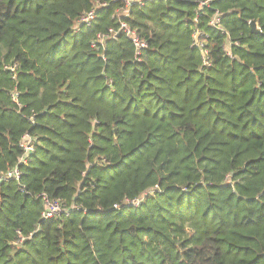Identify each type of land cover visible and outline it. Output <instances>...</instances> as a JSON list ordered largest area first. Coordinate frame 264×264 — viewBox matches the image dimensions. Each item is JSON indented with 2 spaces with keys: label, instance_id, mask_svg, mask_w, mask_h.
<instances>
[{
  "label": "trees",
  "instance_id": "trees-1",
  "mask_svg": "<svg viewBox=\"0 0 264 264\" xmlns=\"http://www.w3.org/2000/svg\"><path fill=\"white\" fill-rule=\"evenodd\" d=\"M13 169L0 264H264V0H0Z\"/></svg>",
  "mask_w": 264,
  "mask_h": 264
},
{
  "label": "built area",
  "instance_id": "built-area-1",
  "mask_svg": "<svg viewBox=\"0 0 264 264\" xmlns=\"http://www.w3.org/2000/svg\"><path fill=\"white\" fill-rule=\"evenodd\" d=\"M142 1H144V0H124V2H125L127 5H129L131 2H138V3H141ZM149 1H153V0H149ZM206 3H207V1H206V2H201L200 5H199L200 8H202L201 6L205 5ZM94 18H95V12H94V11H90V12L84 17V19H83L82 21H83L84 23H86V24L89 25V24H91V23L93 22ZM209 24H210L211 26H213V27L218 28V27H219V24H220L219 14L216 13V14L211 18V20L209 21ZM118 29H119L120 31H122L127 37H129V38L131 39V41H132V43H133V45H134V47H135V50H136V54H137V55L139 54V52H140L142 49L146 48V46H147L146 42H145L144 40H142V39L139 37V35H138L135 31L131 30V29L128 27V25H127L126 23L121 22V24H120V26H119ZM110 33H111L112 35H114V34H115V31L110 30ZM97 37H98V40H100V41L104 38L103 35H98ZM195 40H196V44H197L198 46L202 47L201 42H198V40H197V34L195 35ZM25 138H26V137H25ZM27 140H28V139H24L23 147H25L26 149H29V148H30V147H29V146H30V145H29V142H30V141H28V143H27V142H25V141H27ZM21 145H22V144H21ZM21 159H22V160H21L22 162L25 160L24 158H21ZM7 176H8V177L13 176V177H15V178H18V176H19L18 170H17V169H13L12 171L8 172V174H6L5 176L0 175V180L6 179ZM46 204H47V211H46V213L44 214V217L51 216L53 213L58 212L59 207H58L57 203H49V202H47ZM48 204H49L50 208H49Z\"/></svg>",
  "mask_w": 264,
  "mask_h": 264
},
{
  "label": "water",
  "instance_id": "water-1",
  "mask_svg": "<svg viewBox=\"0 0 264 264\" xmlns=\"http://www.w3.org/2000/svg\"><path fill=\"white\" fill-rule=\"evenodd\" d=\"M249 25H250V30H251V32H254V33H258V32H260V29H258V28L256 27V24H255L254 21H251V22L249 23Z\"/></svg>",
  "mask_w": 264,
  "mask_h": 264
},
{
  "label": "rangeland",
  "instance_id": "rangeland-1",
  "mask_svg": "<svg viewBox=\"0 0 264 264\" xmlns=\"http://www.w3.org/2000/svg\"><path fill=\"white\" fill-rule=\"evenodd\" d=\"M48 206H49V204H48ZM49 208H50V206H49Z\"/></svg>",
  "mask_w": 264,
  "mask_h": 264
}]
</instances>
